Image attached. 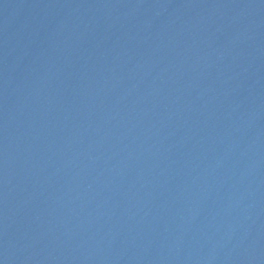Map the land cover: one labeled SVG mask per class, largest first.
<instances>
[{
    "label": "water",
    "instance_id": "water-1",
    "mask_svg": "<svg viewBox=\"0 0 264 264\" xmlns=\"http://www.w3.org/2000/svg\"><path fill=\"white\" fill-rule=\"evenodd\" d=\"M0 264H264V0H0Z\"/></svg>",
    "mask_w": 264,
    "mask_h": 264
}]
</instances>
